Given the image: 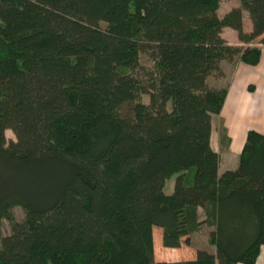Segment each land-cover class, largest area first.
I'll use <instances>...</instances> for the list:
<instances>
[{
  "label": "trees",
  "instance_id": "16d2710c",
  "mask_svg": "<svg viewBox=\"0 0 264 264\" xmlns=\"http://www.w3.org/2000/svg\"><path fill=\"white\" fill-rule=\"evenodd\" d=\"M220 1L0 0V264L256 263L264 133L248 131L237 168L218 176L211 117L227 89L207 78L223 60L258 64L264 0L223 16ZM202 225L214 254L154 261V227L176 249Z\"/></svg>",
  "mask_w": 264,
  "mask_h": 264
},
{
  "label": "crops",
  "instance_id": "0c3cea01",
  "mask_svg": "<svg viewBox=\"0 0 264 264\" xmlns=\"http://www.w3.org/2000/svg\"><path fill=\"white\" fill-rule=\"evenodd\" d=\"M249 23L245 25L243 21V30L246 33L252 30L251 22ZM230 32L232 34L230 45L247 47L239 42L234 30ZM221 37L228 41L223 33ZM259 47L261 54L257 65L243 64L237 58L232 61L223 60L220 63L223 76L207 78V85L210 88L227 89L220 114L211 117L210 146L219 157L218 176L225 171L237 168L239 154L248 131L264 133V46ZM192 238L187 239L188 244L182 243L179 248L169 249L162 246V238L159 237L157 248L153 241L155 262L195 260L199 249L192 250ZM209 251L215 253L214 249ZM255 264H264V247L261 248Z\"/></svg>",
  "mask_w": 264,
  "mask_h": 264
},
{
  "label": "rangeland",
  "instance_id": "374dc122",
  "mask_svg": "<svg viewBox=\"0 0 264 264\" xmlns=\"http://www.w3.org/2000/svg\"><path fill=\"white\" fill-rule=\"evenodd\" d=\"M236 7H239V0H221L220 1V8L218 10V15L219 16H223L224 14L229 12L232 8H236ZM242 18H243V21L245 22V25H248L250 20H249V16H248L247 12L243 11ZM231 30L232 29H230V28H225L222 31L224 37L227 38L228 41H226L225 39L224 40L228 44L232 40V34L230 32ZM140 67L141 68H139V70L136 72V75L139 78L146 79L145 74H146V72H149L151 70V67H152V63L149 61L147 55H141L140 56ZM210 76L216 77L215 74L214 75H210ZM141 99H142L143 103H145V104L149 103L148 97L146 95L142 96ZM5 138H6L7 142L15 141V137H14L13 133L11 131H9V130H7L5 132ZM174 180H175V176H172L171 178H169L166 181V183L164 185V188H163V191L166 194H170L172 192ZM12 213H13L15 219L18 220V221L23 218V211H21L19 208L13 209ZM202 219L203 218H201L200 220H202ZM211 230H212V228H209V227H206V226L202 225L200 230L191 236V237H193L192 238V250H194V249H199V250H211V249H214L212 246H210L208 244V234H209V232ZM9 233H10V224H9V222L2 221L1 228H0V237L5 236V235H7ZM152 234H153V241H154V244H155V248H157V239L159 237L162 238V229L158 228V227H154L153 230H152ZM187 239L188 238H186L185 240H187ZM154 261H155V258H154Z\"/></svg>",
  "mask_w": 264,
  "mask_h": 264
}]
</instances>
